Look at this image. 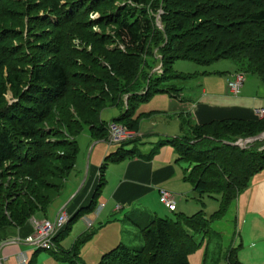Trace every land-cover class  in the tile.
<instances>
[{"label":"trees","instance_id":"trees-1","mask_svg":"<svg viewBox=\"0 0 264 264\" xmlns=\"http://www.w3.org/2000/svg\"><path fill=\"white\" fill-rule=\"evenodd\" d=\"M4 1L15 7L2 6ZM61 1L0 0V16L7 15L12 24L17 20L20 27L15 31L1 25L0 55L7 61L4 57L0 68L10 66L7 62L13 59L33 62L31 71L12 67L7 80L1 79L0 71V228L24 226L33 215L47 213L75 169L79 134L90 128L95 137L107 138L110 122L101 118L104 108L123 105L124 95L129 94L127 109L112 121L135 129L139 117L133 116L132 99L178 91L173 86L159 88L170 77L174 61L210 64L231 58L264 83V0H65L64 6ZM37 8L47 13V21L32 13ZM100 10L98 18L90 17ZM154 10H161L162 28L157 26ZM96 25L111 27L113 33L93 31ZM77 36L83 41L91 38L97 46L78 48L72 42ZM14 38L23 40L21 50L6 43ZM33 49L43 55L29 57ZM158 60L165 74L153 76ZM9 89L13 100L8 102ZM189 131L163 138L158 146L170 144L179 154L178 161L191 162L185 178L200 196L219 194L220 208L210 216L203 210L192 216L182 214L179 217L186 225L159 215L144 213L142 219L128 215L127 220L141 229L142 245L122 241L105 252L98 264H191L189 251L196 241L190 229L207 233L211 221L223 218L252 176L264 169L263 139L245 148L234 145L239 138L263 133L264 117L213 120L192 125ZM130 153L135 150L122 146L106 156L91 202L70 218L59 243L80 215L96 207L109 161H120ZM93 233L82 235L72 251L47 250L75 264L79 244ZM229 253L232 264H241L233 250Z\"/></svg>","mask_w":264,"mask_h":264},{"label":"rangeland","instance_id":"rangeland-1","mask_svg":"<svg viewBox=\"0 0 264 264\" xmlns=\"http://www.w3.org/2000/svg\"><path fill=\"white\" fill-rule=\"evenodd\" d=\"M64 1H61V4L64 3ZM3 5L10 8L15 7L13 6L12 2L8 1H4L2 3V6ZM62 5L64 6V4ZM100 12L101 10L91 12L90 17L98 18ZM32 13L40 14L43 18H45L46 21L48 20L46 16L47 13L40 12L38 8L32 11ZM154 13L157 18V26L162 28V22L160 20L161 10H154ZM3 23H5L4 25H10V29L12 30H14V28L15 31L18 30L17 27L19 26L17 24V20H14L12 24L11 20L7 19V15L0 16V26ZM0 28H2V26ZM104 29L105 28L102 26L96 25L94 26L93 31L99 32L101 34L113 33V29L111 27L105 29L106 31ZM58 41L60 42L59 39ZM72 42L74 45H76V47H80L81 49L88 47L89 50H94L93 48L97 46V43L91 38L83 41L82 38L77 36L72 38ZM6 43L10 46L12 45L14 47H18V49L21 50L20 46H22L23 40L14 38L11 40L9 39V41ZM118 46L121 49H125L123 45ZM110 47H114V44H110ZM32 53L33 54L29 55V57L38 58L43 55L42 52H39L36 49H33ZM64 53H66L65 50ZM64 55L65 54H63L62 57H64ZM157 55L160 57L159 53H157ZM4 57L5 55H0V61L3 62ZM147 58L151 59L150 57ZM5 61H7L6 57L4 62ZM15 61V59L10 60V62H7L10 63V66L6 64L3 68H0V71H3L1 79L7 80L9 77L8 71H10L12 67H24L28 71H31V68H33V62L30 64H23L20 62L17 63ZM155 63L154 69L151 70L152 75L156 76L165 74L162 61L158 60ZM170 71H172L169 73L170 77L166 78L159 84L160 89H167L173 86L174 88L178 89V91L171 90L172 92L182 93L186 99L196 100L197 98L201 97L202 90L207 88L208 95L213 94L214 92H223L225 95L230 97V99L220 101L219 104L229 105L232 103H239L251 108H264V83L257 74L250 72L246 73L241 70L238 63L231 58L219 59L210 64H199L196 61L190 59H178L174 61L172 70ZM237 72H244L246 75V80L240 90L239 95H233L229 90L228 78ZM172 74L181 75L184 77H174L171 76ZM7 86L10 87L8 82ZM145 87H148V85L144 86V90L141 93H145ZM163 94L164 93L162 92H156L151 93L148 98L144 100H131L132 109L134 110L135 115L139 117L138 120L141 132L148 133L149 131L155 129V122L159 124L160 128L176 127L178 122H175L174 116H168L167 118H164V113L167 112V105L164 103V100H161L163 99V96H161ZM5 98L6 101L8 100V102L13 100V93L10 89L8 90V93H5ZM128 98L129 94L124 95V104L121 106L115 105L104 108L101 112L102 120L111 122L114 118L121 116L123 113V108H127ZM202 100L205 101L207 99L202 98ZM142 112H148V116L142 114ZM159 112H162L161 117L160 114H156ZM149 114H155L156 116L153 115V117H150L151 115ZM190 126L191 124L185 125L184 130H181L180 134H188L190 132ZM154 137V135H145L143 139L133 140L131 143L129 142L130 144H111L107 141L106 137H95L91 129L86 128L79 134L77 139L80 152L76 163L81 164V167L84 165V170H87L89 153L94 146H96L94 152L95 159L99 158L98 156H100L97 154V148L99 147L103 151V157L99 159V167L102 166L108 154L118 151L122 146L126 149H134L136 147L139 150V154L141 152L147 153L153 150L159 151L160 148L167 146H158L160 140ZM242 139L247 138H239L238 140ZM97 140L102 142L99 143ZM249 143L244 142L240 147L245 148L250 145ZM167 148L179 156L175 147L169 145ZM8 163L6 164L8 165ZM179 163L183 169H187L193 165L191 162L185 160H181ZM116 165V162L109 161L108 167L106 169V175H110V170L114 169ZM83 168L76 169L75 166V169L70 173L68 178L71 179L74 173L80 175L82 172L80 170H83ZM7 179L14 180L13 177H9ZM65 185L66 182L64 187ZM56 198L57 196L53 199V201ZM192 198V202L185 206H180L179 204L177 211H171L169 207L165 203H161L159 199L156 200V203H154L152 207L141 206L138 207L137 210L145 212L148 211L147 209H149L151 213H157L160 216L169 217L176 221L181 220L183 225H186V221L182 217H179L182 214L185 216H192L195 213L203 210L206 215L210 216L220 208L221 196L219 194L212 196L205 194L200 196L199 192L194 191ZM97 199L98 202L96 207L93 210L80 215L71 224L69 231L60 240V244L64 250L72 251V249H76V246L78 245V239L82 235H89L95 232L91 239L79 244L78 252L80 257L77 259L76 264H98L102 255L104 254L103 252L111 250L122 241L130 246H139L143 243L140 227H137L134 225V223L127 220L125 214H123L121 211L114 213L109 219H107V222L101 224V220H98V217H96L98 216L96 208L102 204L106 205L107 201H105V199L103 200L101 195ZM51 205L52 203L50 204V207ZM108 207V209H110V206ZM144 216V214H141V217L139 218L142 219ZM33 220L34 215L28 221ZM88 223H92L94 225L89 226ZM190 232L196 241L195 247L189 251V259L191 264H232L229 253L231 250L235 252L236 257L241 262V264H264V169L252 176L249 185L239 193L237 201L229 206L228 212L223 218L213 222L211 221L207 233L196 232L192 229H190ZM31 248L32 250H30L27 263L34 260L35 264H70L67 261L57 259L51 250L42 249L40 252L35 254L36 248L33 246Z\"/></svg>","mask_w":264,"mask_h":264},{"label":"crops","instance_id":"crops-1","mask_svg":"<svg viewBox=\"0 0 264 264\" xmlns=\"http://www.w3.org/2000/svg\"><path fill=\"white\" fill-rule=\"evenodd\" d=\"M207 95V88L202 90L201 97L196 100L186 99L182 93L165 92L161 95L163 96L161 100H164V103L167 105V112L164 113V118L174 116L175 122H178L176 127L160 128L159 124L155 122V129L148 133H144L141 132L139 122L137 121V128H135V130L138 131L139 136L134 140L143 139L145 135H154V138L160 141L166 137L184 136L186 134H180V131L184 130V126L187 124H191L192 126L225 118H257L255 113V109L257 108H251L239 103H232L229 105L219 104L220 101L230 99V97L223 92H214L213 94ZM202 98L207 100L204 101ZM128 104L127 102V107ZM126 109L127 108H123V112ZM142 114L147 115L148 112H142ZM156 114H160V117L162 116V112ZM149 115L153 117L155 114ZM133 116L135 118L137 117L135 112H133ZM98 142L100 143L102 141ZM129 142L131 143V141L126 143L130 144ZM165 145L169 146L170 144ZM167 146L160 148L159 151L153 150L147 153L141 152L140 154L139 150L135 147V153L127 154V156L116 162L117 165L114 169L110 170V175H106V184L100 194L103 200L105 199V201H107L98 216H96L98 220H101V224L107 222V219H109L111 215L119 211L125 214L126 219L128 215L140 217L141 214L144 213L159 215L157 213H151L149 209L143 212L137 210V208L141 206L152 207L157 199L163 203L160 193V190L163 188L174 194L177 206L176 211L178 210L179 204L180 206H185L192 202V194L195 191L194 186L185 178L186 172H189L192 166L183 169L179 163L180 161L177 160V154L169 150ZM95 149L96 146L92 147L89 153L87 170H84V165L81 167V164L76 163V169L83 168V170H80L82 171L81 174L74 173L71 179L68 178L64 189L52 202L47 213L39 212L34 215V218L54 219L61 211H66L70 216H73L79 209L87 206L91 202L100 177L99 159L103 157V151L98 147L97 154L100 156L95 159ZM118 205L119 207H117ZM108 206H110V209H108ZM93 225L94 224H92V226ZM32 232L33 221H28L24 226L20 227L14 225L1 227L0 264H27L29 253L33 245L26 242V237ZM94 234L95 232L93 235ZM61 236L62 235H58L56 237V249L62 247L57 241L58 237L60 238ZM38 252L40 251H35V254ZM61 260L70 263L68 260Z\"/></svg>","mask_w":264,"mask_h":264},{"label":"built area","instance_id":"built-area-1","mask_svg":"<svg viewBox=\"0 0 264 264\" xmlns=\"http://www.w3.org/2000/svg\"><path fill=\"white\" fill-rule=\"evenodd\" d=\"M246 80V75L244 72H237L236 74L232 75L228 78L229 83V90L233 95H238L240 93V90ZM256 115L259 118L264 117V108L257 109ZM139 136V133L137 130L129 127L128 125L111 121L108 124V136L107 141L111 144L113 143H125L128 141H132L136 139ZM244 142H241V145ZM246 143V142H245ZM161 201L165 203L170 210L176 209V200L174 197V194L167 190V189H161ZM105 205H99L96 208L97 214L100 213L102 208ZM119 207V205L117 206ZM70 216L66 211H61L57 217L54 219L49 218H43V219H37L34 218L33 220V232L29 234L26 237V242L33 245L35 248L39 249H53L55 246L53 245V242L55 241L56 237L59 235L60 232H62L68 222H69ZM89 226H92L91 223H89Z\"/></svg>","mask_w":264,"mask_h":264},{"label":"water","instance_id":"water-1","mask_svg":"<svg viewBox=\"0 0 264 264\" xmlns=\"http://www.w3.org/2000/svg\"><path fill=\"white\" fill-rule=\"evenodd\" d=\"M260 138L261 139L264 138V132L259 134L258 136H254V137L248 138L247 142L256 141L257 139H260ZM241 142H242V140H240V142L234 143V145H238L239 146V145H241Z\"/></svg>","mask_w":264,"mask_h":264},{"label":"bare ground","instance_id":"bare-ground-1","mask_svg":"<svg viewBox=\"0 0 264 264\" xmlns=\"http://www.w3.org/2000/svg\"><path fill=\"white\" fill-rule=\"evenodd\" d=\"M69 216H70V214H69ZM71 217H72V216H70V218H71ZM69 220H70V219H69ZM91 224H92V223H91ZM53 245L56 247V243H55V241L53 242ZM55 247H54V248H55ZM54 248H53V249H54Z\"/></svg>","mask_w":264,"mask_h":264}]
</instances>
